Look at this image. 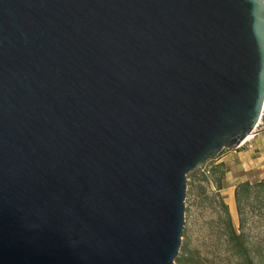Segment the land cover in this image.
Listing matches in <instances>:
<instances>
[{"label": "water", "instance_id": "obj_1", "mask_svg": "<svg viewBox=\"0 0 264 264\" xmlns=\"http://www.w3.org/2000/svg\"><path fill=\"white\" fill-rule=\"evenodd\" d=\"M263 102V0H0V264H176Z\"/></svg>", "mask_w": 264, "mask_h": 264}, {"label": "rangeland", "instance_id": "obj_2", "mask_svg": "<svg viewBox=\"0 0 264 264\" xmlns=\"http://www.w3.org/2000/svg\"><path fill=\"white\" fill-rule=\"evenodd\" d=\"M264 123L256 128V133ZM242 140L236 148H224L216 157L198 167L196 173L187 175L185 222L181 246L199 248L207 264H236L231 255L225 233L226 205L234 227L243 231L245 239L260 252L264 250V208L253 193L256 183L264 178V139L258 135ZM224 164L213 168L218 162ZM249 180L254 186L249 200L243 199L242 216L235 200L239 182ZM218 181L219 186H218ZM177 255V256H178Z\"/></svg>", "mask_w": 264, "mask_h": 264}, {"label": "trees", "instance_id": "obj_3", "mask_svg": "<svg viewBox=\"0 0 264 264\" xmlns=\"http://www.w3.org/2000/svg\"><path fill=\"white\" fill-rule=\"evenodd\" d=\"M224 163L222 161L214 165V169L220 167ZM199 169L193 170L191 173L194 174ZM218 181V186H219ZM257 190L254 191L253 195L258 198L264 208V178L256 183ZM253 184L249 180H243L239 182L235 189V200L236 206L240 216H242V207L243 199L249 200L253 188ZM225 214V233H226V242L229 245L230 253L236 259V264H264V250L259 251L257 247L248 243L245 239L243 231H238L233 223L230 216V213L225 204L222 203ZM264 246V239H263ZM202 254L199 251L198 247L190 249L186 246L183 247L180 254L176 257V264H207L204 259L207 258L201 257Z\"/></svg>", "mask_w": 264, "mask_h": 264}, {"label": "built area", "instance_id": "obj_4", "mask_svg": "<svg viewBox=\"0 0 264 264\" xmlns=\"http://www.w3.org/2000/svg\"><path fill=\"white\" fill-rule=\"evenodd\" d=\"M263 1H264V0H263ZM263 123H264V102H263V108H262V111H261L260 117H259L258 121L256 122V124H255V126H254V128H253V130H252V132H251V134H249V135H251V136L255 135V133H256V128H257L259 125L263 124ZM246 139H247V137L244 138V140H246Z\"/></svg>", "mask_w": 264, "mask_h": 264}, {"label": "crops", "instance_id": "obj_5", "mask_svg": "<svg viewBox=\"0 0 264 264\" xmlns=\"http://www.w3.org/2000/svg\"><path fill=\"white\" fill-rule=\"evenodd\" d=\"M256 135L261 136L259 138H263L264 139V128L262 130H260L259 132H257Z\"/></svg>", "mask_w": 264, "mask_h": 264}, {"label": "bare ground", "instance_id": "obj_6", "mask_svg": "<svg viewBox=\"0 0 264 264\" xmlns=\"http://www.w3.org/2000/svg\"><path fill=\"white\" fill-rule=\"evenodd\" d=\"M250 136H251V135H248V136H247V139H248Z\"/></svg>", "mask_w": 264, "mask_h": 264}]
</instances>
